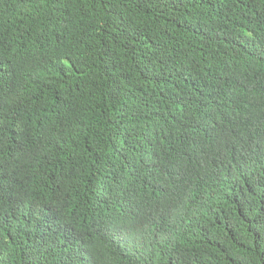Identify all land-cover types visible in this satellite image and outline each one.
I'll list each match as a JSON object with an SVG mask.
<instances>
[{
  "label": "trees",
  "instance_id": "trees-1",
  "mask_svg": "<svg viewBox=\"0 0 264 264\" xmlns=\"http://www.w3.org/2000/svg\"><path fill=\"white\" fill-rule=\"evenodd\" d=\"M0 264H264V0H0Z\"/></svg>",
  "mask_w": 264,
  "mask_h": 264
}]
</instances>
